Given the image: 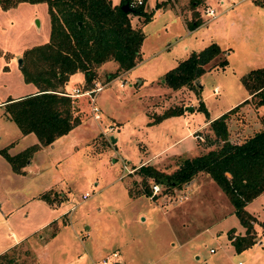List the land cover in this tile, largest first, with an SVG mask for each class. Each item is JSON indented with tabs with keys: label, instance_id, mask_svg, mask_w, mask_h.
<instances>
[{
	"label": "rangeland",
	"instance_id": "obj_1",
	"mask_svg": "<svg viewBox=\"0 0 264 264\" xmlns=\"http://www.w3.org/2000/svg\"><path fill=\"white\" fill-rule=\"evenodd\" d=\"M153 1L144 0L146 10L152 11ZM156 3L165 9L153 11L154 16L144 24L141 19L137 22V15H132L134 23L144 25L151 45L146 59L131 67L126 75L129 69L119 71L111 79L108 74L115 71L116 66L109 62L103 71L96 68L97 76L90 84L92 87L106 85L109 94L106 105L115 120L101 116L98 97L99 118L94 117L86 95L81 96L82 101L73 103V113L79 119L90 118L97 123L96 134L88 140L86 149L92 156L84 157V161L74 158L73 171L64 175V181H70L74 187L65 195L58 189H51L50 199L58 202L67 195L73 199L69 205L72 208L61 216V222H66L70 213L75 218V213L89 210L90 218L85 222L94 225V235L99 230L100 235L110 241L117 230L119 235L115 237L113 248L121 242L126 247L130 242L127 252L135 258V264H264V230L260 224L264 220V192L246 205L257 219L254 223L256 241L237 251L229 239V229L232 228L234 234H243L245 227L228 196L206 172H199L191 184L187 182L179 187L158 183L159 188L151 195L141 192L145 183L152 187L156 182L151 178L145 182L138 172V167L145 163L172 172L183 156L196 155L216 145L209 121L241 103L248 94L242 75L252 68L264 66V0H156ZM207 7L213 8L217 17L207 14ZM181 16L202 22L189 34ZM50 27L46 1H21L11 9L0 8V101L35 85L22 78L23 54L27 48L47 41ZM211 41H216L224 52L207 64L192 87L173 89L163 82V74L178 59ZM169 42L168 49L164 46ZM185 45L189 46L187 50ZM223 57L228 59V64L216 66ZM258 99V95L249 98L229 114L227 124L231 141H242L262 126L264 104L258 105ZM178 106L184 107L182 113L166 117L165 122H151L154 114ZM20 135V128L0 104V148H6L11 155L16 154L21 149L19 146L28 142ZM114 136H118L116 143ZM84 151L82 149L81 153ZM96 152H103L102 160ZM97 159L99 165L95 166ZM84 165L88 166L87 175L82 170ZM10 169V163L0 155V202L10 199L11 204H15L23 199L19 193L15 194L16 186L29 179ZM46 175L38 178L42 184L48 180ZM114 177L118 181L111 182L101 191L100 186ZM95 181L100 184L96 185ZM123 183L130 196L146 198L126 203L120 193ZM23 190L26 193L28 189L25 186ZM98 190L101 192L96 193ZM80 199L86 200L79 205ZM6 202L3 209L11 207ZM141 210L144 213L137 216ZM18 211L13 210L8 219L0 215V253L17 239L16 235L32 233L41 221L35 215ZM97 215L102 225L96 226ZM144 215L146 223L137 222ZM57 228L58 222L53 221L39 234L14 244L3 252L6 255L0 258V264H41L37 250H34L36 242L47 238ZM41 234L44 238L39 237ZM134 236L137 239L142 236V239L135 242ZM56 246L46 250L51 256L48 264L60 262L57 258L60 251ZM106 256L113 261L111 253L103 257ZM103 257L95 259L93 264H98ZM86 264H91L89 258Z\"/></svg>",
	"mask_w": 264,
	"mask_h": 264
},
{
	"label": "trees",
	"instance_id": "obj_2",
	"mask_svg": "<svg viewBox=\"0 0 264 264\" xmlns=\"http://www.w3.org/2000/svg\"><path fill=\"white\" fill-rule=\"evenodd\" d=\"M21 1H46L51 27L47 41L24 51V62L20 66L24 81L34 83L37 91L8 98L5 103L6 115L21 132H33L38 138V142L16 154L11 155L6 148L0 149L17 172H21L35 150L52 143L80 122L79 116L72 110L75 99L65 87L69 77L81 71L84 74L82 89H88L92 87L90 84L97 76L98 67L104 62L113 60L117 63L116 70L108 74V79L136 65L141 60L145 33L141 26L131 23L132 15H137L143 23L153 15V11L146 10L144 0L140 4H133V0H120L118 4H112L111 0H0V6L7 9ZM123 3L130 6L127 11L122 9ZM159 6L160 3H156V7ZM201 22L191 19L187 26L193 29ZM223 52L224 49L216 41L199 50H192L163 74V82L173 89L192 87L207 64ZM227 64L228 59L223 57L216 66ZM241 79L250 97L209 121L213 143H216L214 147L196 155L183 156L172 172L160 170L150 163L138 167L145 182L151 178L167 187H179L199 172H206L228 196L240 223L245 227L243 234H234L232 228L229 229V239L237 251L248 248L256 241L254 223L257 219L246 209V205L264 192V119L259 129L238 142L229 138L227 119L231 112L251 97L258 95L256 103L264 104V66L250 69ZM183 111L182 106L168 107L162 113L154 114L151 122ZM145 184L141 193L151 195V187ZM41 196L51 201L48 193ZM260 224L264 230V220ZM5 255L1 253L0 258Z\"/></svg>",
	"mask_w": 264,
	"mask_h": 264
},
{
	"label": "crops",
	"instance_id": "obj_3",
	"mask_svg": "<svg viewBox=\"0 0 264 264\" xmlns=\"http://www.w3.org/2000/svg\"><path fill=\"white\" fill-rule=\"evenodd\" d=\"M111 1H112V4H118L120 2V0H111ZM155 2L156 0L153 1L154 7L152 11L165 9V8H159L160 6L156 7ZM15 6L9 7L7 9H4L0 6V8L4 10H8V9L14 8ZM217 15L218 13L216 14L215 17H217ZM186 17L187 16H185V18H182L181 16V20L187 26V22L191 20L190 19L191 17H189L188 19H186ZM133 20L134 19L131 18V23L133 25L141 26V28L143 29L144 23L137 24V23H134ZM136 20L138 22L139 18ZM187 30H188L187 33L190 34L192 29L188 28ZM168 45H170V42L164 47L168 48L169 47ZM188 47H189L188 45H185L186 50L188 49ZM150 48H151V45L149 46V43L147 41V35L145 33L143 42L141 44V60H139L137 64L146 59L145 57L150 52L151 50ZM154 53L155 52H153V54ZM185 57L178 59V61ZM109 62H111L112 64L111 66L117 67V63L115 61L108 60L104 62L101 65V67H99V69L103 71L104 67L106 68V66L110 64ZM130 70L131 69H129L124 75H126ZM28 83H32V82H28ZM83 85H84V74L81 71H77L69 77V80L66 82L65 87L68 90H72V88L74 87L81 88L83 87ZM30 86L31 87L27 88L26 92L20 91L15 95L9 96L8 98H11V97L18 98V97H21V96L37 91L38 88L36 85L31 84ZM105 87L106 85L99 91L97 95L99 101H101L99 105L101 108L100 113L102 114L101 115L102 117L108 116V118L115 120V117L112 116V114L109 112L107 105H106V100L109 98V94L107 93L108 90L106 91ZM74 96H76L75 102L76 100L77 102H79V101H82L83 99L81 96H85V95H79V96L74 95ZM247 97H248V94H247ZM86 98L88 101V97ZM7 99L0 101V104L5 106ZM165 118L162 119V122H165L163 121ZM97 127H98L97 123L94 120L92 121L90 118H86V119L84 118L82 120L80 119V122L77 125H75L69 132L57 137L52 143L45 145V146H41L40 148L35 150L33 154L31 155L30 159L28 160V162L24 166H22L21 172L14 171L10 164V168H11L10 170L12 171V173H15L16 175L20 177L21 176L27 177L29 181L25 182L24 184L20 183V185L16 186V189H15L16 191H14L15 194L19 193V195L22 196L23 198L22 200L18 201L17 203L15 202V204H11L10 199H8L7 202L5 199L0 202V208H1L0 215H3L5 219H8V217L12 214L13 210L17 211L19 209L18 212L25 211L26 215L28 214L35 215L41 221L38 223V225L36 226L35 230H33L32 233H28L25 235L23 233H20L18 236L16 235L17 239L10 242V244L2 248L1 251L3 249H5L4 251H6L7 249L11 248L14 244L18 243L19 241L23 239L28 238L29 236L35 233L39 234L40 231L46 229L53 221H57L58 228L54 231V233L52 231L50 234H48L47 238H44L43 235L41 234L39 237L44 238V239L40 242L37 241L36 242L37 245L36 247H34V250H37V253H36L37 258L38 259L40 258L41 264L49 263L51 256L49 253L46 252V250L48 248L50 249V246H56V245H57L56 248H58L60 251L59 255H57V258L60 261L59 264H86L87 258H89V260L91 261V264H93V261L95 259H97L98 257L100 259L107 253H111V255H113L112 258L114 260H117L120 264H135L136 263L135 258L132 257V254L130 256V253L128 254L127 252V248H129L130 242L129 244L126 245V247L124 246V244H122L123 242H121L117 244L116 246H114L113 248V242L115 240V237L119 235L117 230L114 233V237L110 241L105 240L103 237L104 235L102 234L100 235L99 230L95 231V235H94L93 233L94 225L90 226L88 223L85 222L86 219L90 218L89 210L81 211L80 214L75 213L76 214L75 218L73 217L72 213H70L68 214L69 216L67 215L68 219H66V222H61L60 220L61 216L66 214L69 208H72V205L71 206L69 205L73 201V199L68 198L67 197L68 195L66 197L62 196L61 199L58 200V202H56V200H51L49 202L48 200L44 199L41 196L43 193L49 194V190L51 189H58L61 191V195H65V194H68L69 189L74 187L70 184V181L69 182L64 181L65 180L64 175L66 172H69L71 169L73 171L71 163L74 161V158L78 159L79 157L81 161L82 160L84 161L83 159L84 157L86 159L87 157L92 156V154L87 153L86 151V149L89 147L87 143L89 142L88 140H90L91 137L93 138V136L96 134L95 130ZM20 137L26 138L28 142L23 146H19L21 148L19 151H22L29 145L38 142V138L33 132H29L27 134H23L21 132ZM115 139L116 141H118V136L116 137L114 136V141ZM13 143H11V145ZM82 149H85V151L81 153ZM95 154L96 155L99 154V158H101L102 160L103 152H96ZM0 155L6 159V157L3 154L0 153ZM98 160L99 159H97V161L95 162L96 163L95 166H97V164L99 165ZM82 170L84 174L87 175L88 166L84 165ZM43 174H47L46 176H48L47 177L48 180L45 181L44 184H42V180L38 179ZM115 180L117 179L114 177L112 181L108 182L107 184L101 185L100 190L102 191V189H104L107 185L111 184V182L113 183ZM193 180L194 178L191 181H189V184H191ZM95 183L96 185L100 184L98 181H95ZM25 186H26V189H28L26 193L23 190ZM120 190H121L120 193L121 195H123V198L125 199L126 203L136 202L137 200L140 201V198H143V197L146 198L143 195L135 196V197L130 196L128 189L124 183L123 185H121ZM101 191L98 190L96 193L98 192L100 193ZM85 200L86 199H80L77 201V203L81 205L82 203L85 202ZM5 202L6 203L9 202L8 204H10L11 207L7 209L6 208L3 209L2 207ZM98 209L100 210L101 208L98 206ZM148 211L150 212V207ZM143 213L144 212L141 210L137 216H141ZM95 219H96L95 221H99V222H95L96 226L102 223V220L99 218L98 215L97 217H95ZM137 219L138 217L136 218V220ZM146 219H147L146 215H144L142 216L141 220L137 222L146 223L145 222ZM75 220L77 221V225H75ZM111 225L115 227V223H113L112 221H111ZM136 237L137 236H134L132 238V240L133 241L135 240V242L142 239V236H140L139 239H137ZM120 240H123V239L120 238ZM172 244H174V242H172Z\"/></svg>",
	"mask_w": 264,
	"mask_h": 264
},
{
	"label": "built area",
	"instance_id": "obj_4",
	"mask_svg": "<svg viewBox=\"0 0 264 264\" xmlns=\"http://www.w3.org/2000/svg\"><path fill=\"white\" fill-rule=\"evenodd\" d=\"M143 0H133V4H140L142 3ZM207 14H210L211 16H215V10L211 7H207L206 10ZM104 86L102 84H97L95 87H91L88 89H81L80 87H74L72 88V91L69 92V94L71 95H86L88 97V100L90 102L91 105V109L94 112V117L95 118H99V107L98 104H96V99H97V93L103 88ZM153 188V189H152ZM159 188L158 183H154L153 186L151 187L152 192L153 190L156 191ZM113 261L110 262V260H108V256L103 257L102 260L98 263V264H120L117 260L112 259ZM238 264H241V262H239Z\"/></svg>",
	"mask_w": 264,
	"mask_h": 264
},
{
	"label": "water",
	"instance_id": "obj_5",
	"mask_svg": "<svg viewBox=\"0 0 264 264\" xmlns=\"http://www.w3.org/2000/svg\"><path fill=\"white\" fill-rule=\"evenodd\" d=\"M121 7H122V9L125 10V11H127V10L130 8V6H129L127 3H123V4L121 5ZM37 22H38V21H37ZM21 62H22V58L19 59V64H20V65H21Z\"/></svg>",
	"mask_w": 264,
	"mask_h": 264
}]
</instances>
